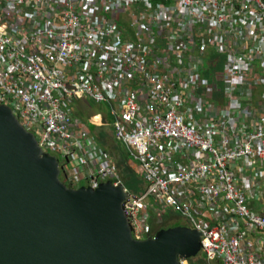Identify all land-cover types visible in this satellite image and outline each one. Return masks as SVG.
Returning <instances> with one entry per match:
<instances>
[{
	"label": "built area",
	"instance_id": "obj_1",
	"mask_svg": "<svg viewBox=\"0 0 264 264\" xmlns=\"http://www.w3.org/2000/svg\"><path fill=\"white\" fill-rule=\"evenodd\" d=\"M80 100L138 164L134 239L181 219L206 264H264V0H0V105L67 187L123 186Z\"/></svg>",
	"mask_w": 264,
	"mask_h": 264
},
{
	"label": "water",
	"instance_id": "obj_2",
	"mask_svg": "<svg viewBox=\"0 0 264 264\" xmlns=\"http://www.w3.org/2000/svg\"><path fill=\"white\" fill-rule=\"evenodd\" d=\"M59 175L56 157L0 105V264H180L200 253V233L185 226L134 239L122 185L72 189Z\"/></svg>",
	"mask_w": 264,
	"mask_h": 264
},
{
	"label": "trees",
	"instance_id": "obj_3",
	"mask_svg": "<svg viewBox=\"0 0 264 264\" xmlns=\"http://www.w3.org/2000/svg\"><path fill=\"white\" fill-rule=\"evenodd\" d=\"M89 130L92 134L97 137V140L100 144V146L108 152V150H116V154L112 156V154L109 152V154L112 156V158L115 161V164L118 168V172L120 174L122 184L127 189V191L131 195H137L139 193H142L145 190L144 182L142 181L140 175H138L136 172H134L131 168V166L128 163V156L129 154L127 151L123 148L117 145L112 144L114 142L112 134L108 133L106 130L107 127H96L93 125H88ZM117 158V159H116ZM61 181L63 182V178L60 176ZM178 222H175L173 224H168L160 227L157 231H161L163 229H169L173 227L180 226Z\"/></svg>",
	"mask_w": 264,
	"mask_h": 264
},
{
	"label": "rangeland",
	"instance_id": "obj_4",
	"mask_svg": "<svg viewBox=\"0 0 264 264\" xmlns=\"http://www.w3.org/2000/svg\"><path fill=\"white\" fill-rule=\"evenodd\" d=\"M73 108H74V111H75V114L77 116H79L81 119H83L84 121L87 122V119H89V116L91 115H94V114H101L103 117H105V108H104V105H93L92 103H90L89 101H86V100H82V101H73ZM95 121V122H94ZM97 121V122H96ZM93 123H96L98 124L97 127H100L99 126V123H100V119L98 117H95L93 118L92 120ZM102 127H107L108 129L106 130L108 133L111 132L110 130V125H109V120L106 118L103 120V126ZM109 133V134H110ZM93 138H94V141H95V144L100 146L98 140H97V137H95V135L93 134ZM114 142H112V144L114 145H117V146H121L123 148V146L119 143H117L115 141V139L113 138ZM101 147V146H100ZM125 148H123L122 150L124 151ZM126 150V149H125ZM116 150H114V148L112 150H108V154L109 152L113 155L116 154L115 152ZM110 155V154H109ZM111 156V155H110ZM111 156V157H112ZM128 163L129 165L131 166L132 170L134 172H136L138 175H140V171H139V167H138V164L130 158V156H128ZM117 159V158H116ZM115 163V161H114ZM116 165V164H115ZM117 167V166H116ZM118 169V168H117ZM169 224V223H168ZM179 224L183 225L184 224V221L179 219ZM190 262L193 263V264H206L204 262V259H203V256H202V253H199L198 256L196 257H192L190 258Z\"/></svg>",
	"mask_w": 264,
	"mask_h": 264
},
{
	"label": "crops",
	"instance_id": "obj_5",
	"mask_svg": "<svg viewBox=\"0 0 264 264\" xmlns=\"http://www.w3.org/2000/svg\"><path fill=\"white\" fill-rule=\"evenodd\" d=\"M80 101H82V100H80ZM79 101V102H80ZM93 104V103H92ZM94 105V104H93ZM98 106V105H97ZM100 106V105H99ZM105 108V107H104ZM105 113H106V108H105ZM95 117H98L99 119H100V122L102 121V120H104V119H106V114H105V117H103L101 114H94V115H91V116H89V119H87V122H92V120H93V118H95ZM95 122V121H94ZM97 122V121H96ZM93 123V122H92ZM95 124V123H94ZM90 125H93V124H90ZM96 125H98V124H96ZM93 126H95V125H93ZM97 127V126H96Z\"/></svg>",
	"mask_w": 264,
	"mask_h": 264
},
{
	"label": "bare ground",
	"instance_id": "obj_6",
	"mask_svg": "<svg viewBox=\"0 0 264 264\" xmlns=\"http://www.w3.org/2000/svg\"><path fill=\"white\" fill-rule=\"evenodd\" d=\"M110 130H111V132H112V129H111V127H110ZM112 136H113V133H112ZM128 153V152H127ZM124 191H127V190H124ZM128 192V191H127ZM129 193V192H128ZM131 194L129 193V196H130ZM128 196V197H129ZM127 199V198H126ZM125 201V200H124ZM130 228V227H129ZM130 231H131V229H130ZM184 259V258H183ZM182 260V259H181ZM181 264V263H180Z\"/></svg>",
	"mask_w": 264,
	"mask_h": 264
},
{
	"label": "clouds",
	"instance_id": "obj_7",
	"mask_svg": "<svg viewBox=\"0 0 264 264\" xmlns=\"http://www.w3.org/2000/svg\"><path fill=\"white\" fill-rule=\"evenodd\" d=\"M59 178H60V175H59ZM61 180V179H60ZM69 188V187H68Z\"/></svg>",
	"mask_w": 264,
	"mask_h": 264
}]
</instances>
